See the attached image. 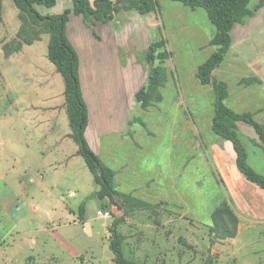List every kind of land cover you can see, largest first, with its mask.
Listing matches in <instances>:
<instances>
[{"label": "rangeland", "instance_id": "1", "mask_svg": "<svg viewBox=\"0 0 264 264\" xmlns=\"http://www.w3.org/2000/svg\"><path fill=\"white\" fill-rule=\"evenodd\" d=\"M59 3L63 6V0ZM159 16L160 26L153 37H127L126 34L119 37L121 69L131 93L130 112L136 121L132 122L126 145L105 146L98 155L117 172L114 182L117 192H124L133 184H143L147 187L145 193L126 196L149 202L154 208H137L135 201H127L124 197L113 201L107 198L105 208L111 211V218L104 219L97 216L98 209H102L100 199H87L83 195L87 190L97 189L84 160V176L79 185L82 193L72 197L73 187L33 184L26 167L35 165L32 155L8 148L14 137L10 116L17 110L10 104L15 75L3 47L16 37L22 21L14 1H4L0 15L3 92L0 106V253L7 252L10 256L11 252H17L19 261L16 264H26L25 259L31 254L43 257L38 248L33 253L30 241L42 243L44 240L48 241L47 250L63 261L75 249L86 259L85 263L79 261L77 264H111L114 255L109 247V228L117 218L124 219L118 229L123 238L124 256L139 264H264V224L242 220L233 209L232 214L227 212L226 215L229 232H236V235L225 238L214 228L213 212L224 203L232 207L231 192L245 212L259 214L257 209L253 211L254 205L241 199L233 181L231 164L244 177L237 167L233 146L229 144L227 148L212 130L214 88L201 86L197 78L199 67L218 51L210 44L215 27L204 9L193 11L169 0L161 2ZM128 24L132 22L123 19V28L128 29ZM251 27H246L243 36L238 28L234 29L232 47L213 73L214 79L227 83L226 105L237 113L255 112L264 106V89L259 92L257 86L251 87V39L264 37V24L260 25L261 36L254 34ZM44 36L50 37L41 35ZM4 38L11 40L1 41ZM159 39L166 40L165 50L171 56L164 62H155V68L164 70L165 82L159 88L158 97L145 109L136 102L135 93L147 84L150 67L146 56L149 46ZM245 39L248 42L243 44ZM255 119L264 122V114ZM238 126L254 170L264 175V152L241 135L255 133L254 129L243 123ZM127 164L130 167L121 171ZM248 194L253 195L250 191ZM83 204L94 225L93 236L85 234L79 223ZM48 210L58 214L51 219L46 215ZM47 223L54 225V230L44 233L43 226ZM187 226L189 234L185 233ZM36 229L40 231L31 233ZM175 237H180L179 243L175 239L171 241ZM65 242L73 248L68 249Z\"/></svg>", "mask_w": 264, "mask_h": 264}, {"label": "crops", "instance_id": "2", "mask_svg": "<svg viewBox=\"0 0 264 264\" xmlns=\"http://www.w3.org/2000/svg\"><path fill=\"white\" fill-rule=\"evenodd\" d=\"M94 1L90 0L91 3ZM59 2L60 0H57V5L52 9L41 8L39 11L43 15H60L73 6L72 0H63V6ZM259 2L260 0H254L251 3V8H254ZM159 14L160 12H153L141 16L136 11H121L114 15L112 21L108 23L94 21V25L90 22L87 23L83 16L71 15L70 17L67 25V36L79 55L81 86L89 112L86 138L91 149L97 155L105 146L116 148L126 145L127 138L132 131V122L136 121L130 112L131 93L126 87L121 69L118 46L121 39L119 40V37L125 34L127 37H153V33L157 32L160 26ZM123 19L132 22V24L127 25L128 29L123 28ZM262 23L264 24V7L253 17L247 18L244 24L237 25L235 28H238L237 31H240L243 36L246 34V27L252 25L251 29L255 31L253 33L261 36L260 25ZM11 39L6 40L4 38L1 41H10ZM49 41L50 37H41V40L32 45H25L20 52L6 57L12 62V74L15 75L12 79L10 104L17 110L10 116L14 137L10 139L8 148L14 150L17 148L19 151L32 155L35 165H27L26 167L29 170V179L33 184L50 186L51 188L73 187L70 190V196L78 197L82 193L79 185L84 176L82 165L84 159L79 155L78 145L70 137L72 130L66 111L65 81L57 71L56 66L48 58ZM243 42H248V40L245 39ZM42 43L44 46H40ZM251 43V72L253 74L251 87L257 86L259 92H262L261 88L264 89V37H252ZM40 48L42 50L39 51ZM1 86L0 82V106L3 98ZM252 113L254 118L264 114V106ZM259 123L264 125V122ZM241 135L264 152V147L258 144L260 142L256 132L241 133ZM222 141L227 148H230V142ZM244 145H246L245 142ZM249 164L252 166L250 156ZM234 166V164L230 166L231 174L233 181L239 188L241 199L251 203V206L254 205L253 211L257 209L259 214L251 215L245 212L239 206L238 200L235 199L232 192L229 196V202H231L240 219L264 224V190L241 176ZM129 167L127 164L121 168V171H126ZM252 167L254 168V166ZM115 173L117 176L116 171ZM241 186L245 189H241ZM145 188L147 187L143 184H133L130 187L127 186L126 191L119 193L138 196L145 193ZM99 190L100 187L97 185V189L87 190L83 195L87 199H100L97 196ZM247 190L253 195L249 196ZM107 200V198L100 199L102 209L107 208L105 202ZM54 211L48 210L46 215L52 219L53 215L58 214ZM80 211L79 223L82 225V230L85 234L93 236L94 225L85 213L84 204ZM51 221L55 222L54 220ZM74 224H76V220H74ZM53 226L47 223L46 226H43L42 232L47 233L49 230H54ZM64 227L60 226V228ZM39 231L36 229L31 233H38ZM185 233H190L188 226L185 228ZM161 238L164 236L161 235ZM189 238L187 236L188 240ZM174 239L177 243L180 242V237H175L171 241L173 242ZM30 243L33 253L38 248L44 256L31 254L25 259L26 264H77L79 261L83 263L86 261L84 255L75 249L70 252L69 258L63 261L47 250V240L42 243L36 241H30ZM65 243L64 245L68 249L73 248L70 243ZM57 248L60 250V247ZM16 253L11 252L9 256L7 252H1L0 259L3 261L1 264H16L19 261ZM111 264H114V258Z\"/></svg>", "mask_w": 264, "mask_h": 264}, {"label": "trees", "instance_id": "3", "mask_svg": "<svg viewBox=\"0 0 264 264\" xmlns=\"http://www.w3.org/2000/svg\"><path fill=\"white\" fill-rule=\"evenodd\" d=\"M5 0H0V15L3 12ZM19 10V18L22 21L21 28L14 39L4 45L5 57H10L20 52L25 45H32L41 40L42 34L50 36L48 46V58L56 66L57 71L65 81L66 111L72 133L70 137L79 147L81 155L94 176L100 190L97 196L100 199L109 198L112 201L117 197H124L135 201L137 208H154V206L134 200L129 196L121 195L114 188L116 173L105 165L98 155L91 149L86 131L89 125V112L83 96L80 78V59L77 51L67 36V25L71 15L83 16L85 20L94 25V21L108 23L114 15L121 11H136L145 16L150 13H159L161 2L166 0H72L73 6L60 15H43L38 7L52 9L57 5V0H13ZM179 2L185 7L196 11L204 9L210 22L215 27V34L211 45L218 48L204 64L199 67L197 78L201 86L212 85L215 91V114L212 120V130L221 140L230 142L236 154L237 167L244 177L251 183L264 190V175L258 173L249 164V155L241 139L239 124L244 123L254 129L260 146L264 147V125L257 122L252 112L237 113L226 105L229 98L228 85L225 82L214 79V71L224 62L233 43V30L237 25L245 23L247 18L253 17L264 7V0L251 8L254 0H169ZM166 40L159 39L149 46L146 56L150 67V73L146 86L136 93V100L143 108H148L158 97L159 88L164 85V70L155 68V62H164L171 54L165 50ZM233 208L224 203L213 212L214 228L218 229L222 236L234 237L236 232H229L227 212L232 214ZM235 223L237 219L234 217ZM124 222L123 218L114 220L109 228L111 233L110 250L114 255V264H139L125 258L122 242L123 238L118 229Z\"/></svg>", "mask_w": 264, "mask_h": 264}, {"label": "built area", "instance_id": "4", "mask_svg": "<svg viewBox=\"0 0 264 264\" xmlns=\"http://www.w3.org/2000/svg\"><path fill=\"white\" fill-rule=\"evenodd\" d=\"M97 216L104 219L111 218V211L106 209H99L97 211Z\"/></svg>", "mask_w": 264, "mask_h": 264}]
</instances>
